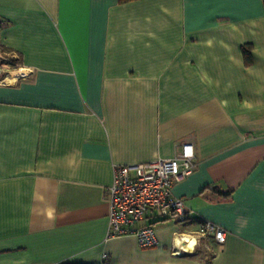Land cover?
Segmentation results:
<instances>
[{
	"label": "crops",
	"instance_id": "1",
	"mask_svg": "<svg viewBox=\"0 0 264 264\" xmlns=\"http://www.w3.org/2000/svg\"><path fill=\"white\" fill-rule=\"evenodd\" d=\"M0 48V264H264V0H0ZM184 143L189 219L107 237L114 165Z\"/></svg>",
	"mask_w": 264,
	"mask_h": 264
},
{
	"label": "built area",
	"instance_id": "2",
	"mask_svg": "<svg viewBox=\"0 0 264 264\" xmlns=\"http://www.w3.org/2000/svg\"><path fill=\"white\" fill-rule=\"evenodd\" d=\"M14 58V53L0 48V83L14 71L23 70L21 65L11 70ZM194 159L192 144L184 143L181 152L169 158L114 165L112 182L105 189L109 206L106 236L131 234L141 247H149L157 243L155 232L150 225H139L149 210L173 216L178 222L187 221L190 216L184 199L174 195L172 187L192 172ZM196 234L201 238L212 236L219 243L226 238L225 229L211 221L199 222Z\"/></svg>",
	"mask_w": 264,
	"mask_h": 264
},
{
	"label": "bare ground",
	"instance_id": "3",
	"mask_svg": "<svg viewBox=\"0 0 264 264\" xmlns=\"http://www.w3.org/2000/svg\"><path fill=\"white\" fill-rule=\"evenodd\" d=\"M21 73H23V70H18V71H14L12 74H10V75H17V74H21ZM9 77V76H8ZM183 240L184 241H188V243L190 244H193L194 243V238L192 237V236H188V235H185L184 237H183Z\"/></svg>",
	"mask_w": 264,
	"mask_h": 264
},
{
	"label": "rangeland",
	"instance_id": "4",
	"mask_svg": "<svg viewBox=\"0 0 264 264\" xmlns=\"http://www.w3.org/2000/svg\"><path fill=\"white\" fill-rule=\"evenodd\" d=\"M8 57H10V56L8 55ZM18 68H20V61L18 60V58H14L13 59V66L11 67V70H16Z\"/></svg>",
	"mask_w": 264,
	"mask_h": 264
},
{
	"label": "trees",
	"instance_id": "5",
	"mask_svg": "<svg viewBox=\"0 0 264 264\" xmlns=\"http://www.w3.org/2000/svg\"><path fill=\"white\" fill-rule=\"evenodd\" d=\"M120 2H127V1H131V0H119ZM243 53H244V56L247 55L248 53V49L246 47H243Z\"/></svg>",
	"mask_w": 264,
	"mask_h": 264
}]
</instances>
